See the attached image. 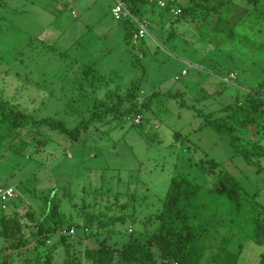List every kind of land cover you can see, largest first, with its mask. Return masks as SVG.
<instances>
[{"label": "rangeland", "instance_id": "374dc122", "mask_svg": "<svg viewBox=\"0 0 264 264\" xmlns=\"http://www.w3.org/2000/svg\"><path fill=\"white\" fill-rule=\"evenodd\" d=\"M195 2L217 5L219 11L206 14L199 8L177 22L178 15L161 13L150 1L143 16L149 31L135 38L138 27L129 30L128 19L113 16L114 0H0V99L38 119L88 126L77 141L46 125L0 126V186L15 185L19 191L7 209L0 206V232L2 217L9 219L14 211L25 228L8 242L0 236V264L5 259L41 264L54 245L51 264H61L66 257L61 236L71 229L75 233L68 238L78 254L100 240L119 247L130 238L144 239L155 226L149 217L162 209L178 171L206 186L218 172L228 171L258 193L264 206V158L259 165L248 164L234 153L229 136L204 126L198 115L200 110L220 115L264 81V2L176 0L181 9ZM217 22L222 28L215 32ZM136 84V97L127 98ZM117 87L124 100L114 109ZM131 107L132 113L124 112ZM95 111L105 114L103 119L94 118ZM238 132L264 146V130ZM211 158L219 163L213 173ZM201 161L208 171L198 166ZM46 194L62 201L64 219L72 226H61L44 243L32 234L36 226L29 209L37 218L42 207L50 211L51 202L38 197ZM88 210L104 221L113 215H123L124 221L110 225L115 231L106 234L108 227L97 223L86 227ZM247 223L242 216L243 231L211 224L204 238L206 263L225 264L217 253L228 252L238 254L235 264H260L264 244L251 239L254 227ZM21 235L27 241L17 246Z\"/></svg>", "mask_w": 264, "mask_h": 264}, {"label": "trees", "instance_id": "16d2710c", "mask_svg": "<svg viewBox=\"0 0 264 264\" xmlns=\"http://www.w3.org/2000/svg\"><path fill=\"white\" fill-rule=\"evenodd\" d=\"M125 1L135 15L143 18L147 14L150 0ZM260 1L264 2V0ZM199 8L205 9L206 14L219 11L217 5L209 7L201 2H195L191 7L182 9V12L178 14L177 22L188 13L194 15L195 10ZM158 9L161 13H171L169 8ZM128 21L127 24L129 26L126 25L129 30L137 26L130 19ZM227 21L229 22L230 19ZM218 22L220 23V20ZM218 22L215 26V32L222 28L218 25ZM129 30L127 29L126 32L127 37L131 36ZM263 87L264 81L257 88H250L244 98L238 103L224 106L220 110V115L202 110L198 112V115L204 118L203 125L211 126L219 134L229 136L234 153L242 155L250 165H259V160L264 158V146L258 140L245 141L238 131H253L256 135L263 132ZM133 88L135 90L130 92L127 97L129 99L136 97L139 84H136ZM115 91L117 92L115 95L118 100L116 101L117 105L113 108L119 109L124 97L118 93V87ZM179 95L180 92L174 94L175 97ZM101 102L100 104H104V101ZM181 105L184 106L185 103L182 102ZM146 106L149 105L146 104ZM107 108H109L107 109L108 111L111 110V107ZM107 110H104L105 113ZM124 112L127 114L132 113L133 107ZM104 115L95 111L93 117L99 120L103 119ZM29 123L49 126L65 134L72 141L79 140L82 130L88 129L87 123L83 122L70 128L67 122L61 118L48 116L38 119L33 114L25 112L21 108L10 106L7 101L0 99V126L16 130ZM209 162L211 164V167H209L211 171L209 172L213 173L218 168L219 163L212 158ZM198 166L202 170L208 171L206 162L201 161ZM32 194L35 195L34 191ZM257 194L246 190L242 183L228 171L218 172L212 186L196 182L189 177L188 173L178 171L170 180L162 209L154 217H149L148 221L155 222V226L152 230L145 232L144 239L130 238L119 247L111 245L105 240H100L98 245L88 244L78 254L74 242L68 238L70 236L68 233V235L61 236L66 251V257L61 264H201L206 250L204 238L209 231L210 225L228 224L243 231V227L239 226V220L242 216L245 217V221L248 220L247 225H253L254 227L251 239L257 244L263 245L264 206L256 200ZM38 197L45 204L50 201L51 209L50 211H45V206L42 207L41 218L36 217L37 212L35 210L29 209L30 218L35 221L36 226V230H32V234L36 235L38 240L46 243L59 232L61 226L67 224L70 227L72 224H68L64 219L65 213L61 210V200L50 199V194ZM11 203L8 204V207ZM12 214L14 215L13 217L7 219V217L3 216L1 220L5 228L0 232V236H4L7 242L17 237L19 231L25 229L15 215L17 212L14 211ZM84 220L87 228L93 227L97 223V228L104 229L108 227L105 233L112 234L115 231V227H110V225H115L118 221H124V216L113 215L107 221H104L100 213L88 210L84 212ZM96 236L98 237L99 235ZM26 241V238L21 235L19 243H16V245H24ZM12 246H14L13 242L9 243L6 249H10ZM57 248L58 245L49 247L43 257L44 259H40V263L51 264L54 257L53 254ZM154 248L158 250L159 257ZM241 251L242 245L240 253ZM227 254L217 253L221 260L223 259V262L225 260V264H235L238 254L230 255L228 252ZM4 262L6 264L7 260L5 259ZM30 263L29 259H25L23 264ZM260 264H264V253L261 254Z\"/></svg>", "mask_w": 264, "mask_h": 264}, {"label": "built area", "instance_id": "2783aa9c", "mask_svg": "<svg viewBox=\"0 0 264 264\" xmlns=\"http://www.w3.org/2000/svg\"><path fill=\"white\" fill-rule=\"evenodd\" d=\"M115 3L111 9L113 16L117 19H130L133 23H135L138 27V31L135 33V38L140 37L143 38L146 35V32L149 31L150 22L146 18H142L138 15H135L129 8L128 4L125 0H114ZM155 3L162 9L169 8L171 13L176 15L182 12L181 8L177 7L176 0H150ZM185 74V71H183ZM231 77H225L226 81H229L230 78H233V74ZM177 78H179L177 76ZM19 196V191L17 187L14 186H0V206L2 209H6L8 204L13 202ZM75 233L74 229L70 230V234Z\"/></svg>", "mask_w": 264, "mask_h": 264}, {"label": "crops", "instance_id": "0c3cea01", "mask_svg": "<svg viewBox=\"0 0 264 264\" xmlns=\"http://www.w3.org/2000/svg\"><path fill=\"white\" fill-rule=\"evenodd\" d=\"M72 14H73V16H77L76 13H75V11H73ZM205 256H206V254L203 257V259L201 261V264H207L206 261H205Z\"/></svg>", "mask_w": 264, "mask_h": 264}]
</instances>
